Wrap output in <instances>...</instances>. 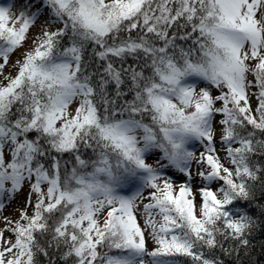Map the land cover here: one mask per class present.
Listing matches in <instances>:
<instances>
[{
  "label": "snow or ice",
  "instance_id": "obj_1",
  "mask_svg": "<svg viewBox=\"0 0 264 264\" xmlns=\"http://www.w3.org/2000/svg\"><path fill=\"white\" fill-rule=\"evenodd\" d=\"M0 223V264H252L264 0H0Z\"/></svg>",
  "mask_w": 264,
  "mask_h": 264
},
{
  "label": "rangeland",
  "instance_id": "obj_2",
  "mask_svg": "<svg viewBox=\"0 0 264 264\" xmlns=\"http://www.w3.org/2000/svg\"><path fill=\"white\" fill-rule=\"evenodd\" d=\"M31 43V40H29V44ZM25 47H28V45H25ZM19 56V53L16 54V56H13V60H15L17 57ZM7 72H14V69H11L9 68L7 70ZM7 74V73H6ZM255 103V102H253ZM219 119V117H217V120ZM218 139V137H217ZM193 150L196 151L197 155L199 154V151H202L203 149L200 147L199 144H194L193 146ZM221 155H223V153H221ZM154 161L153 160H149V163H153ZM193 170L195 171V165H193ZM173 172H175V170H172ZM175 184L178 186L181 182H183L184 180V177L179 174L178 172L176 173V176L172 177ZM213 187L215 188L216 185H213ZM24 201H25V194H21L17 200L11 204L8 209L4 212V215L5 216H9L11 219H16L18 218V213H19V210H20V207L24 204ZM200 200H199V197L197 198V203H199ZM29 212H31V209H29ZM0 227H3V224L0 223ZM152 243L151 241H149V248L151 249L152 247Z\"/></svg>",
  "mask_w": 264,
  "mask_h": 264
},
{
  "label": "trees",
  "instance_id": "obj_3",
  "mask_svg": "<svg viewBox=\"0 0 264 264\" xmlns=\"http://www.w3.org/2000/svg\"><path fill=\"white\" fill-rule=\"evenodd\" d=\"M253 235L255 237L252 240V245L254 246V248H253L250 260L252 261V264H264V249H262L261 247V245H264V230L258 229L257 231L253 233Z\"/></svg>",
  "mask_w": 264,
  "mask_h": 264
}]
</instances>
